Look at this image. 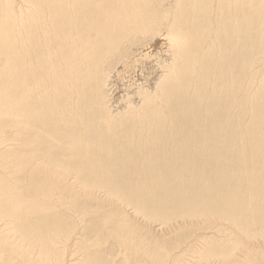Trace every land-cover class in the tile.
Returning <instances> with one entry per match:
<instances>
[{"label": "bare ground", "instance_id": "obj_1", "mask_svg": "<svg viewBox=\"0 0 264 264\" xmlns=\"http://www.w3.org/2000/svg\"><path fill=\"white\" fill-rule=\"evenodd\" d=\"M0 264H264V0H0Z\"/></svg>", "mask_w": 264, "mask_h": 264}, {"label": "rangeland", "instance_id": "obj_2", "mask_svg": "<svg viewBox=\"0 0 264 264\" xmlns=\"http://www.w3.org/2000/svg\"><path fill=\"white\" fill-rule=\"evenodd\" d=\"M9 142L11 143V141L9 140ZM71 218H77L76 216H74L73 215V213L71 212ZM78 219V218H77ZM209 225V222H207L206 224L205 223H203L202 224V228H204V227H206V226H208ZM221 228L222 227H220V229L219 230H221ZM70 233H71V230H68L66 233H65V235L64 236H66V238H68V236L70 235ZM222 236H224V235H222ZM71 242H72V240H71ZM76 248L78 247L77 245L75 246Z\"/></svg>", "mask_w": 264, "mask_h": 264}]
</instances>
